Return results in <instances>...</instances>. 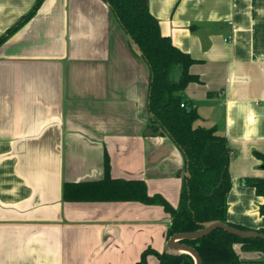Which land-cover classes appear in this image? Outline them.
I'll return each instance as SVG.
<instances>
[{"label":"crops","instance_id":"0c3cea01","mask_svg":"<svg viewBox=\"0 0 264 264\" xmlns=\"http://www.w3.org/2000/svg\"><path fill=\"white\" fill-rule=\"evenodd\" d=\"M37 0H0V37ZM196 62L184 103L231 150L228 221L264 228V0H147ZM229 39V40H228ZM177 67L171 73L175 81ZM151 70L104 0H43L0 47V264H159L171 217L138 202H66L65 183L142 180L175 208L182 151L150 126ZM185 103V104H186ZM243 264L260 253L236 247Z\"/></svg>","mask_w":264,"mask_h":264},{"label":"trees","instance_id":"16d2710c","mask_svg":"<svg viewBox=\"0 0 264 264\" xmlns=\"http://www.w3.org/2000/svg\"><path fill=\"white\" fill-rule=\"evenodd\" d=\"M43 0H37L29 14L0 37V47L37 13ZM130 39L139 47L142 57L151 70L148 111L150 126L167 135L182 151L188 176L184 178L180 203L175 208L161 195H150L142 180L113 178L108 159L105 175L94 182L65 183L63 199L66 202H138L161 206L171 217L167 239L176 234L197 232L205 224L221 222L243 231H251L228 221V197L232 189L230 173L231 150L226 137L217 129L195 127L198 115L181 107L183 94L190 83L199 78L190 72L196 62L177 48L170 37L161 32L159 21L151 14L148 4L142 0H104ZM181 68L175 81L171 73ZM186 103V102H185ZM187 104V103H186ZM264 165V152L257 153ZM245 185L255 189L263 198L259 212L264 217V178L246 179ZM256 232L264 234V228ZM180 244L194 248L202 264H243L240 251L260 253L264 263V240L243 239L226 230L218 229L199 239L181 240ZM148 254L157 256L159 264H196L187 253L158 252L152 248L142 254V262Z\"/></svg>","mask_w":264,"mask_h":264},{"label":"water","instance_id":"95a60500","mask_svg":"<svg viewBox=\"0 0 264 264\" xmlns=\"http://www.w3.org/2000/svg\"><path fill=\"white\" fill-rule=\"evenodd\" d=\"M142 2L144 4H147V0H142ZM137 48L139 49L138 46ZM262 169H264V166H262ZM188 175L189 174L187 173V176ZM218 229L226 230L227 232L235 236H238L240 238H243V239L261 238L264 240V234L258 233L256 231H243V230H239L237 228L231 227L221 222H212V223L205 224L204 229L200 231L192 232V233H185V234H176L172 236L167 242L166 252L187 253L193 256V258L196 261V264H202V260L198 252L194 248H191L187 245L180 244V241L185 240V239H190V240L199 239V238L205 237L206 235Z\"/></svg>","mask_w":264,"mask_h":264},{"label":"built area","instance_id":"2783aa9c","mask_svg":"<svg viewBox=\"0 0 264 264\" xmlns=\"http://www.w3.org/2000/svg\"><path fill=\"white\" fill-rule=\"evenodd\" d=\"M181 107L185 108L188 112H190L192 110L191 107L189 105L185 104V103L181 104Z\"/></svg>","mask_w":264,"mask_h":264},{"label":"rangeland","instance_id":"374dc122","mask_svg":"<svg viewBox=\"0 0 264 264\" xmlns=\"http://www.w3.org/2000/svg\"><path fill=\"white\" fill-rule=\"evenodd\" d=\"M176 80H178V79H176Z\"/></svg>","mask_w":264,"mask_h":264}]
</instances>
